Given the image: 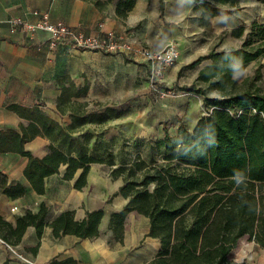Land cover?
<instances>
[{
  "label": "trees",
  "instance_id": "trees-1",
  "mask_svg": "<svg viewBox=\"0 0 264 264\" xmlns=\"http://www.w3.org/2000/svg\"><path fill=\"white\" fill-rule=\"evenodd\" d=\"M102 7L100 0H88ZM206 20L240 8L241 0H200ZM264 3V0H259ZM135 0H118L116 14L127 16ZM244 25L236 27L237 37ZM264 57V21L255 19L242 44L229 49H213L188 64L193 67L211 58L196 78L201 85L192 90L206 95L210 110L190 129L180 120L174 134H165L149 142L148 158L140 152L133 158L122 155L125 144L115 152V137L107 138L104 126L123 116L118 109L99 100L87 99L88 85H78L69 74L56 80L61 89L56 106L70 122L64 124L50 115L41 104L12 103L23 122L20 130L0 131V151H16L28 157L24 174L34 190H45V178L65 165L64 177L83 189L93 163L107 165L113 179L122 183L115 194L128 198L127 204L110 217V226L118 239L123 238L125 219L136 211L150 218V235L161 241L160 251L144 264H237L230 253L239 240L248 235L264 247V86L260 61ZM258 61L254 76L242 82L232 77L235 70ZM94 103L95 108L90 104ZM41 135L49 139L47 153L34 154L25 143ZM0 192L17 198L26 192L21 183L7 184L0 173ZM49 207L38 212L28 210L15 223L0 213V240L17 244L29 225L39 234L46 225L55 236L74 233L82 238L100 234L103 208L87 211L82 220L74 210L62 211L51 221ZM37 247L33 248L36 251ZM74 260H53L51 264H69ZM3 264H8L5 261Z\"/></svg>",
  "mask_w": 264,
  "mask_h": 264
},
{
  "label": "crops",
  "instance_id": "crops-1",
  "mask_svg": "<svg viewBox=\"0 0 264 264\" xmlns=\"http://www.w3.org/2000/svg\"><path fill=\"white\" fill-rule=\"evenodd\" d=\"M100 1L102 7L88 0H0V131L8 128L20 130L23 118L9 108L12 103L44 106L42 100H52L56 105L61 92L56 80L64 74H69L78 85L87 84L86 98L89 99L109 96L113 88L107 84L115 77L122 76L125 80L128 75L133 78L138 72L149 71L148 62L143 57L130 55L143 62L131 63L125 56L129 54L124 52L77 49L67 43L52 47L46 42L48 33L44 31L34 38L11 32L6 22L9 17L35 20L38 17L35 11L47 12L52 21L73 26L86 35L125 34L155 49L173 43L163 16L157 17L160 5H166L167 0H135L125 18L116 14L118 0ZM255 19L258 18L253 16L250 23ZM136 22H141V26H135ZM239 25L237 23L235 27ZM182 65V62L174 64L165 75L168 71L169 76L176 74ZM55 109L58 113L45 110L58 119L56 115L60 112L57 106ZM200 117L187 121L188 127L192 129ZM68 120L70 122L69 117ZM170 124L171 129L163 124V135L166 128L174 134L179 121L171 120ZM48 144V138L38 135L27 141L25 148L43 156ZM27 163L28 157L19 152L0 151V173L5 175L7 184L21 183L26 187L24 195L17 198L0 192V213L6 219L15 223L16 218L28 210L38 212L43 203L49 207L47 221L65 210H74V218L82 220L87 211L103 208L100 234L92 238H82L74 233L57 237L50 225H46L41 234L34 225H29L17 244L9 246L0 240V264L5 261L8 264H51L53 260H74L69 264H144L160 251V239L150 235V218L136 211L129 212L125 219L123 238L116 237L110 226V217L127 204L128 198L115 194L122 183L121 178L111 177L115 181L113 185L112 180L93 169L94 164L101 163L91 165L88 184L83 189L74 186L79 171L73 179H67L64 177L66 166H61L59 172L45 178L42 193L34 190L25 176ZM35 247L36 251L33 250Z\"/></svg>",
  "mask_w": 264,
  "mask_h": 264
},
{
  "label": "rangeland",
  "instance_id": "rangeland-1",
  "mask_svg": "<svg viewBox=\"0 0 264 264\" xmlns=\"http://www.w3.org/2000/svg\"><path fill=\"white\" fill-rule=\"evenodd\" d=\"M202 11L200 0H167L166 5H160V14L157 17L163 16L169 36H172L173 43L180 49L177 60L170 66L182 62L183 65L176 74L169 76L168 71L163 79H156L147 71L144 74L138 72L133 78L128 75L125 80L122 76L115 77L113 82L110 80L107 84V87L113 88L109 96L88 97L90 100H99L127 110L123 116L110 120L104 126L106 137H115V152L124 143L123 156L133 158L140 152L148 158L149 142H154L163 135V124L171 129V120L187 122L207 115L210 107L205 99L216 96L217 92L209 91L204 95L192 90V87L193 84L201 85L196 78L200 69L211 64L212 59L204 58L193 67L188 64L213 49L240 46L250 29L251 18L255 16L264 21V3L258 0H241L240 8L236 11L223 12L208 20L201 17ZM237 23L245 28L241 37H237L235 33ZM135 26H141V22H136ZM125 56L131 63H143L134 60L130 55ZM260 63L261 78L258 82L264 86V57ZM258 64V61L253 60L235 70L232 77L242 82L246 77L254 76ZM117 89L121 90L116 91ZM42 102L44 109L58 113L52 100ZM90 107L95 108L96 105L91 103ZM56 116L64 124L69 122L67 116ZM92 167L108 180H112L107 165L94 164ZM112 182L115 185V181ZM230 258L237 264H264V247L244 235L231 251Z\"/></svg>",
  "mask_w": 264,
  "mask_h": 264
},
{
  "label": "built area",
  "instance_id": "built-area-1",
  "mask_svg": "<svg viewBox=\"0 0 264 264\" xmlns=\"http://www.w3.org/2000/svg\"><path fill=\"white\" fill-rule=\"evenodd\" d=\"M34 13L38 16L35 20L20 16H11L6 19L9 30L14 33L21 32L28 38L37 37L42 31L47 32L46 42L52 47L60 43H67L71 48L101 49L110 52H124L134 57H143L148 62L149 72L156 79H163L167 69L180 54V49L176 43L155 49L125 34L86 35L73 26L52 21L47 12L35 11ZM12 209L14 210V208ZM2 242L10 246L4 240Z\"/></svg>",
  "mask_w": 264,
  "mask_h": 264
}]
</instances>
